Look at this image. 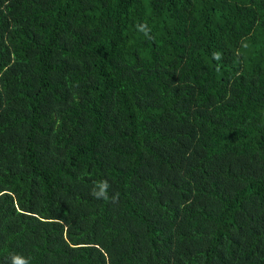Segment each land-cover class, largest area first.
Wrapping results in <instances>:
<instances>
[{"label":"trees","instance_id":"trees-1","mask_svg":"<svg viewBox=\"0 0 264 264\" xmlns=\"http://www.w3.org/2000/svg\"><path fill=\"white\" fill-rule=\"evenodd\" d=\"M14 257L264 264V0H0Z\"/></svg>","mask_w":264,"mask_h":264},{"label":"clouds","instance_id":"clouds-1","mask_svg":"<svg viewBox=\"0 0 264 264\" xmlns=\"http://www.w3.org/2000/svg\"><path fill=\"white\" fill-rule=\"evenodd\" d=\"M108 187L107 183H103L101 186L102 191L98 194V195H103L104 194V190ZM13 264H23V262L18 258V257H14L13 258Z\"/></svg>","mask_w":264,"mask_h":264}]
</instances>
